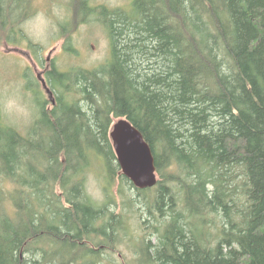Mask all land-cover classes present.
Here are the masks:
<instances>
[{
    "label": "trees",
    "instance_id": "1",
    "mask_svg": "<svg viewBox=\"0 0 264 264\" xmlns=\"http://www.w3.org/2000/svg\"><path fill=\"white\" fill-rule=\"evenodd\" d=\"M68 6L71 23L100 22L110 57L67 71L52 62L45 79L54 99L31 81L37 116L25 133L0 117V184L11 185L0 186V264H49L56 255L102 264L91 246L121 241L126 217L108 211L113 203L81 198L82 176L97 166L107 196L116 181L133 187L109 136L119 118L139 129L156 172L169 178L157 181L146 205L165 223L160 231L143 221L155 240L143 239L140 263L264 264V0ZM32 13L31 0H0V40L19 42ZM64 49L75 51L69 37ZM208 214L220 220L214 234Z\"/></svg>",
    "mask_w": 264,
    "mask_h": 264
},
{
    "label": "rangeland",
    "instance_id": "2",
    "mask_svg": "<svg viewBox=\"0 0 264 264\" xmlns=\"http://www.w3.org/2000/svg\"><path fill=\"white\" fill-rule=\"evenodd\" d=\"M31 3L33 8V13L31 15L37 11H47L51 13L55 6H61L64 10L63 19L55 21L57 25L56 32L53 34L52 39L46 47L34 44L25 36L23 31L19 34L22 38L17 43L6 44L4 39L0 40V94L3 93L6 84L18 83L22 85V92L25 98L30 100L33 104L34 96L31 81L35 82V80L40 86L39 89L41 90L42 96L48 102L54 99L53 94L50 96L42 84V80H44L46 84L45 73L48 71L52 62L56 64L58 69L63 71L72 68H93L110 57V44L107 33L100 22L89 20L86 23L80 22L81 24L72 22V25L71 18L74 17L72 15L70 16L68 11L70 0H31ZM92 3L94 5H106L109 8H127L130 4V0H92ZM61 25L66 28L64 31H67L66 34H61ZM68 37L72 48L75 50L73 53L65 51L64 49V44ZM30 45H36L37 50L35 51L36 48L33 49ZM36 57H39L40 61H37L35 59ZM46 87H48L47 84ZM116 120L118 119H114L113 122ZM3 122L10 126H14L22 133H25L28 127L11 125L4 118ZM92 171L96 172L99 176L101 175L98 166L93 167ZM168 172L169 170H165L163 174L168 176ZM157 178L158 181H167L169 179L168 177L161 178L159 173H157ZM102 180L103 184H105L103 178ZM1 185L7 187L6 189L11 188L8 182H3L0 186ZM168 185L172 187V192L176 197V208L183 209V194L181 193L180 187L173 181L169 182ZM156 188L157 187L148 188L138 193L134 186L130 187L127 183L116 181L113 185L112 192L108 196L105 194V201L109 200L113 203L108 206V211L115 210L116 213H121L123 217H126L128 231L126 234L122 235L121 241L118 242L115 247H111L112 250L105 249V245L103 244H96L99 245L97 248H95V245H90L95 250L101 249L100 254L104 258H108H103L104 261L102 264H106L107 260H113L115 263L124 261L123 263L125 264H141V258H138L139 255L136 254V251H139L140 245L144 240L146 241V239L149 238L152 242L155 240L154 235H147V233L153 231V229L145 230L143 221L149 218L151 225L155 227L159 226L160 231L165 223H163L164 220L160 218V214L151 209V204L150 207H147L155 197ZM130 200H136L137 202L131 206L129 205ZM148 208L152 211V215L159 216L160 222H156L154 217L152 215L150 216ZM208 218L213 219L214 223L211 225V232L214 234L220 227V220L213 214H208ZM195 223H197V229L199 224L197 218H195ZM201 226L202 225L198 228H201Z\"/></svg>",
    "mask_w": 264,
    "mask_h": 264
},
{
    "label": "clouds",
    "instance_id": "3",
    "mask_svg": "<svg viewBox=\"0 0 264 264\" xmlns=\"http://www.w3.org/2000/svg\"><path fill=\"white\" fill-rule=\"evenodd\" d=\"M64 10L55 6L51 13L37 11L25 18L19 25L25 36L34 44L46 47L56 32V20L63 19ZM55 18V19H54ZM35 106L26 99L22 85L9 83L0 94V117L11 125L28 126L36 118ZM81 198L100 206L105 201L102 178L94 171H88L82 176Z\"/></svg>",
    "mask_w": 264,
    "mask_h": 264
},
{
    "label": "water",
    "instance_id": "4",
    "mask_svg": "<svg viewBox=\"0 0 264 264\" xmlns=\"http://www.w3.org/2000/svg\"><path fill=\"white\" fill-rule=\"evenodd\" d=\"M42 84L51 96L44 80ZM109 136L122 174L136 189L154 187L157 184L154 155L139 129L128 119L119 118L113 122Z\"/></svg>",
    "mask_w": 264,
    "mask_h": 264
},
{
    "label": "bare ground",
    "instance_id": "5",
    "mask_svg": "<svg viewBox=\"0 0 264 264\" xmlns=\"http://www.w3.org/2000/svg\"><path fill=\"white\" fill-rule=\"evenodd\" d=\"M156 186V185H155ZM135 188V187H134ZM151 188H153V187H151ZM139 190V189H138ZM143 190H145V189H143ZM75 249H72V251H74ZM92 258H94V257H90L89 259H92ZM102 258V260H101V263L104 261V259H108V258H104L103 256L101 257ZM104 258V259H103ZM97 259H98V257L96 258V261H95V263L97 262ZM50 261H49V264H57V263H64V264H69L68 262H67V260L66 259H63L62 257H60L59 255H56V256H52V258L51 259H49ZM106 264H115V262L113 261V260H111V261H109V260H107V263Z\"/></svg>",
    "mask_w": 264,
    "mask_h": 264
}]
</instances>
